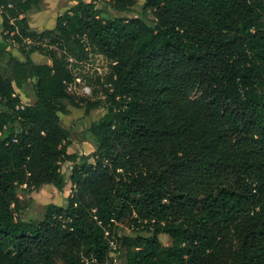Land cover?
Instances as JSON below:
<instances>
[{
  "label": "trees",
  "instance_id": "trees-1",
  "mask_svg": "<svg viewBox=\"0 0 264 264\" xmlns=\"http://www.w3.org/2000/svg\"><path fill=\"white\" fill-rule=\"evenodd\" d=\"M70 1L37 33L42 0H0V264H264V0ZM91 54L110 72L94 100L76 98L71 66ZM67 103L106 110L89 155L69 153ZM66 161L67 203L22 222L19 195L64 191Z\"/></svg>",
  "mask_w": 264,
  "mask_h": 264
},
{
  "label": "rangeland",
  "instance_id": "rangeland-1",
  "mask_svg": "<svg viewBox=\"0 0 264 264\" xmlns=\"http://www.w3.org/2000/svg\"><path fill=\"white\" fill-rule=\"evenodd\" d=\"M90 2L91 0H84ZM144 1H139L138 5L135 8V12L143 6ZM74 6L70 0H42L37 9L33 10L29 14V19L35 21L37 16L44 14L47 20L46 27H50L52 23L57 19L60 14H63L70 7ZM98 9H101L103 6L98 4ZM122 16L129 18L135 17V14H122ZM149 16L153 17L152 12H149ZM15 43V42H14ZM11 40H8V46L11 47V51L17 55H21V46L17 43L14 44ZM27 50V49H26ZM72 69L76 76L75 87L71 92L72 96L76 98H82L86 100H94V91L96 90L97 82L101 78L104 80L110 72V62L107 61L104 57L100 55L91 54L87 61L82 63L73 62ZM81 83H85L92 90L91 97H85L81 92ZM24 102L33 104L35 102L34 94L32 91L31 84H27L24 92L18 91ZM67 106L72 110V114L69 117L61 116L64 125L71 129L74 143L69 148L70 154H77L78 156H85L95 152V139L91 135L89 129L91 125L100 120L106 113L104 109H98L93 111L89 117H85V108L78 109L73 108L70 104L67 103ZM81 160H78L80 163ZM93 163V160L90 161ZM74 164L71 162H64L62 164V172L65 175L67 180V186L64 191H58L54 186H45L40 189L38 192L33 194H24L19 195V198L22 201L24 206V212L19 217L22 222L31 223L42 221L46 214V208L50 204L57 206H64L67 203V198L71 195L72 185L70 182V176L72 174ZM140 232V231H139ZM124 235L127 236H136L135 232L128 229L124 230ZM141 235H147L145 232H140ZM160 240L165 246H172V239L166 235L160 236ZM238 250V242L235 238L228 239L226 242V251L230 258H235V254ZM114 255H112L113 257ZM116 264V263H114Z\"/></svg>",
  "mask_w": 264,
  "mask_h": 264
},
{
  "label": "crops",
  "instance_id": "crops-1",
  "mask_svg": "<svg viewBox=\"0 0 264 264\" xmlns=\"http://www.w3.org/2000/svg\"><path fill=\"white\" fill-rule=\"evenodd\" d=\"M46 18L47 17H45L44 14L38 15L35 21L30 22V30L32 32H37V33H43L47 30H53L55 28L57 19H55V21L52 23V25L50 27H46V24H47ZM12 42L14 43V41H12ZM2 43H3V19H2V17H0V44H2ZM11 47L12 46L9 45L8 51L14 57H16L19 61H21V62L25 61V57L23 56L22 52H21L20 56H17L11 51ZM31 59L38 65H46V64L51 65V61L47 57H45L41 54H38V53H33L31 55ZM71 114H72V110L70 109V115L69 116H71ZM69 116H66V117H69ZM86 155H89V154L86 153Z\"/></svg>",
  "mask_w": 264,
  "mask_h": 264
},
{
  "label": "built area",
  "instance_id": "built-area-1",
  "mask_svg": "<svg viewBox=\"0 0 264 264\" xmlns=\"http://www.w3.org/2000/svg\"><path fill=\"white\" fill-rule=\"evenodd\" d=\"M25 44L27 45V47H26L27 50H29L30 47H32V46L43 47V48L49 47V41L47 39L42 40V41H31L30 39H27L25 41ZM75 86H76L75 84L70 85L68 88V91L71 92ZM80 86H81V92H82L83 96H85V97H91L92 96V90L90 87H88L85 83H81ZM25 105H26V103L23 102L21 105V108H23ZM17 109L19 110V107H17Z\"/></svg>",
  "mask_w": 264,
  "mask_h": 264
}]
</instances>
